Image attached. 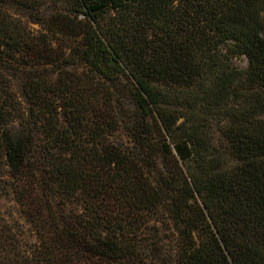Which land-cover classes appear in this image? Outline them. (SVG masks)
<instances>
[{
	"label": "trees",
	"instance_id": "trees-1",
	"mask_svg": "<svg viewBox=\"0 0 264 264\" xmlns=\"http://www.w3.org/2000/svg\"><path fill=\"white\" fill-rule=\"evenodd\" d=\"M0 264H264V0H0Z\"/></svg>",
	"mask_w": 264,
	"mask_h": 264
},
{
	"label": "rangeland",
	"instance_id": "rangeland-1",
	"mask_svg": "<svg viewBox=\"0 0 264 264\" xmlns=\"http://www.w3.org/2000/svg\"><path fill=\"white\" fill-rule=\"evenodd\" d=\"M233 63L235 66L242 68V69L247 67V59L245 57L234 59Z\"/></svg>",
	"mask_w": 264,
	"mask_h": 264
}]
</instances>
